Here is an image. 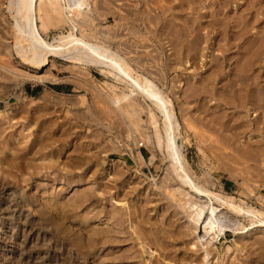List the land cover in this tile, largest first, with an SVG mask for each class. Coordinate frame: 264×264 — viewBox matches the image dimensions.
Wrapping results in <instances>:
<instances>
[{"label":"rangeland","instance_id":"rangeland-1","mask_svg":"<svg viewBox=\"0 0 264 264\" xmlns=\"http://www.w3.org/2000/svg\"><path fill=\"white\" fill-rule=\"evenodd\" d=\"M7 4L0 0V264H172L168 255L196 264L201 251L189 247L196 233L182 206L186 195L174 191L178 182L155 139V127L164 139L161 114L97 67L85 75L59 58L38 70L25 66L12 49ZM37 5L44 39L70 30L109 45L149 76L174 105L187 170L208 189L264 211V0ZM223 138L255 159L260 150L263 160L225 150ZM228 214L239 229L215 241L217 262L264 264V227Z\"/></svg>","mask_w":264,"mask_h":264},{"label":"bare ground","instance_id":"bare-ground-1","mask_svg":"<svg viewBox=\"0 0 264 264\" xmlns=\"http://www.w3.org/2000/svg\"><path fill=\"white\" fill-rule=\"evenodd\" d=\"M38 1L39 0H8L9 5L7 4L8 6H6L8 7L7 12L10 16V19L12 20L11 25H12L13 36H14V45L12 49L15 51V54L21 59L22 63L25 66L38 70L44 65L48 64L49 61H51V58H59V59L64 60L65 62L73 64L74 67H76L81 72H84L85 75L86 73H88V70H87L88 67H91V66L97 67L103 73H109L118 81H122L126 85V87L130 89V92H131L130 95L135 94V93L139 94L144 100L149 102L150 105H152L153 108L156 109L161 114L162 123H163L162 127L164 131V139L161 140V137L158 135V127H155V132H154L155 139H156L157 146L159 148H161L162 146L165 148L166 157H167L166 160H168L169 162L168 170L170 174L174 175L176 181L178 182L179 186L176 187L175 190L173 188V190L178 191V192L183 191L186 195L185 201L182 202V206L186 208L188 212L191 213V214L189 213L190 214L189 219L191 223L193 224V229H194V232L196 233L194 242L192 244L189 243L191 244V246L189 245L188 246L192 247L193 250L195 249L196 251H199L200 249L201 251L199 255L192 260H194L196 264H219L214 254V250H216L215 241L220 240V237L224 235V232L230 231V230L234 231V230L239 229L238 227L239 220L235 219L236 217L234 218L230 216L228 212L234 214V216L251 218V220H255L254 222L256 223V225L264 227V211L263 210L261 209L258 210L249 205H245L244 202L239 203L237 202L236 198L230 194L215 192V191L208 189L203 183L201 184L198 181V178L195 175H193L192 173L189 172V170H187V167L185 165L184 155L179 148L180 145H177L176 143V139L181 138V136H180V124H179V120L177 119L176 113L174 111V105L171 102V100L166 96V94L157 86V84L149 76L145 75L144 73L138 72V70L134 68L126 60L124 56H122L117 51L110 48L109 45H106L103 42H97V40L91 41L89 39H86L88 37L84 38L67 29L61 30L58 33L54 34L51 40L44 39L41 36L38 26H37L38 24H37L36 17L38 13L36 12L37 11L36 5ZM73 16L76 18V20L78 19L75 15H72V17ZM72 20L75 21V19H72ZM56 25H59V23ZM81 25H84V24L81 23ZM80 32L82 33V31ZM1 68H3L4 70H8L14 74H21L23 77H26V78H34L38 81L47 80L46 76H44L43 74L29 73L26 70L25 71L22 70L21 68H19L20 70L15 69V68L8 69L7 66H4V65H2ZM255 82L257 83V81ZM250 89L252 90L251 87ZM129 97H132V96H129ZM127 102H132V101H127ZM127 105H130V103L129 104L127 103ZM130 111H131L130 112L131 114L137 113L135 109H131ZM149 115H150V119L152 120V121L150 120L151 123L156 126L157 122H156L155 115L151 111ZM262 115L263 116L262 117L260 116V117L264 118V113H262ZM237 127H239L238 124H234L232 126L227 125L225 129L231 131L232 129H236ZM225 141L226 143H224ZM224 142H222L224 149L225 150L230 149L236 156L240 158L243 157V158L248 159L249 161L252 160L254 162L257 160L258 162L263 160V159H260L261 156L263 157V154H261L260 150L258 151L256 149L255 150L253 149V151H255V155L258 156V159H255L253 158L255 156L250 155L252 153H250L249 151L247 150L243 151L239 147L235 146V143H234L235 141H233L232 138H225ZM235 155L230 154V156H235ZM108 216L110 217V215ZM251 225L253 226L254 223H252ZM241 226L243 225L241 224ZM200 228L202 229V232H203V234L201 235L197 233L198 229ZM236 234L239 236L242 234V232L236 231ZM228 249H229V246L227 247V250ZM77 250L79 249L77 248ZM82 251H85V250H82ZM89 254L91 253L89 252ZM80 256L78 257V259L80 258ZM167 257L170 259L168 260V262L172 264H182V261L184 260V258H180L177 256L175 257L173 255L172 256L168 255ZM234 260L236 259L234 258Z\"/></svg>","mask_w":264,"mask_h":264},{"label":"trees","instance_id":"trees-1","mask_svg":"<svg viewBox=\"0 0 264 264\" xmlns=\"http://www.w3.org/2000/svg\"><path fill=\"white\" fill-rule=\"evenodd\" d=\"M51 88L56 89V88H59V86L54 85V86H51ZM32 90H34V91H38V87L36 86V87H34V89H32ZM32 90H31V91H32Z\"/></svg>","mask_w":264,"mask_h":264}]
</instances>
